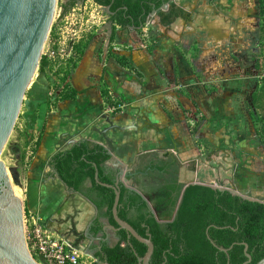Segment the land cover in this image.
<instances>
[{
  "label": "rangeland",
  "instance_id": "obj_1",
  "mask_svg": "<svg viewBox=\"0 0 264 264\" xmlns=\"http://www.w3.org/2000/svg\"><path fill=\"white\" fill-rule=\"evenodd\" d=\"M71 1L57 0L52 29L42 54L48 64L42 66L40 61L1 158L8 169H16L19 174L25 237L34 231L35 223H39L48 234L64 238L91 254L87 246L89 239L78 243L69 233L70 224L61 226L59 232L48 223L44 224L40 212L34 209L32 192L35 185L43 179L44 173L50 171L49 159L39 155L42 153L40 149L46 131L41 132V129L47 124L46 129L56 119L54 111L59 110L58 104L63 101L62 93L74 90L71 83L74 66L83 57L82 52H85L87 43L104 26V21H108L106 8L94 0H80L62 15L63 6ZM192 15H198V41L187 39L192 49L186 46L187 49L181 52L193 55V59L187 61H191V69L198 76L201 92L198 110H185L177 116L169 115L168 121L158 133L163 135L160 142L156 143V139L150 140L154 144L147 140L144 144L138 141L136 150L131 154L135 153L137 156L164 150L174 154L192 170L187 173V183L200 182L227 188L264 201V142L260 138L263 135L264 139V132H258L262 125L256 121L258 112L252 108V94L262 83L261 71L264 73V33H260L262 20L258 0H198V7ZM154 21L155 25L148 33V40L151 41L161 36L160 25L156 23L158 20ZM209 22L218 26L212 28L214 36L211 38L205 28ZM218 30H224L228 36L216 38L220 37ZM110 47L106 56L116 60V55L112 53L114 46ZM257 61H260L261 71L256 68ZM92 81L99 87L104 100L112 97L108 95V86L103 85L101 77H93ZM83 101L82 99L78 103L82 104ZM85 101L89 104L93 102L92 99ZM112 102L117 104L118 100ZM229 105L234 106L237 111H229ZM99 106L87 104L84 108L78 104L80 119L84 120L89 108ZM100 120L101 115L97 114L91 124H87L91 133L95 128H100ZM141 123L143 137L144 133L148 136L153 124L147 119H143ZM54 133L59 138L57 132ZM54 146L56 153L69 148L68 144L61 143ZM153 146L157 149H153ZM243 165L247 167V173L242 169ZM245 181L251 183V187L245 188ZM66 195L67 202L70 206L72 204L71 212L67 215H73V208L76 206L79 214L77 229L85 230L95 215L91 206L83 200L76 203L74 196L70 197L68 193ZM35 259L40 264H45L36 257ZM86 259L82 258V261H87Z\"/></svg>",
  "mask_w": 264,
  "mask_h": 264
},
{
  "label": "crops",
  "instance_id": "obj_2",
  "mask_svg": "<svg viewBox=\"0 0 264 264\" xmlns=\"http://www.w3.org/2000/svg\"><path fill=\"white\" fill-rule=\"evenodd\" d=\"M172 5L193 14L198 7V0H171L166 11H169ZM107 17L108 21H104V26L94 34L92 41H90L83 57L71 75L72 86L79 92L78 97L75 100L61 101L58 104L59 110L54 111L56 119L46 129L47 124L44 121L45 125L41 132L46 131L40 149L42 153L39 155L46 156L50 163L51 158L56 154L53 150L54 145H58L61 137H64L66 141L74 139L77 143L82 140H92L108 147L100 133V130L108 127L107 119H111L119 126L136 125L137 128L124 131L113 129L108 133V136L114 141L116 154L108 165H105V168L108 173H112L116 177L119 167L132 169L137 161L143 160L141 156L145 154L137 156L135 153L131 154L133 150H136L138 141H142V144L146 140L150 144L152 143L150 140L156 139V143L160 142L163 135L158 133L161 126L168 121L169 115L177 116L185 110L190 112L198 110L201 93L200 87H198V76L191 69V61H187L192 60L193 55L192 53L181 52L187 49L186 46L188 49H192L187 39L198 41V15L192 17L190 22L178 18L169 27L160 25L159 18L152 17V20L149 21L151 24L149 25L148 22L143 30H136L133 27L122 29L121 26L109 21V14ZM154 19H157L156 23L161 26H159L161 36L151 41L148 40V33L155 25ZM214 26L218 28L216 23L209 22L205 27L210 38L214 36L212 30ZM218 32L220 37L216 38L223 39L228 36L224 30H218ZM110 45L114 46L112 53L128 57L134 63L136 71H130L117 60L114 59V61L109 56L107 57L106 53L111 48ZM195 46L196 44H194ZM102 49L104 51L103 56ZM98 76L102 78L103 85L108 86V95L112 96H109L108 100H104L99 87L95 86L96 83L92 81L93 77ZM82 99L84 100L83 103H78ZM88 99H92L93 102L87 103L85 100ZM112 100H118L119 103L116 102L117 104H115ZM78 104L80 107L83 105L84 108L87 104L89 106L99 104L100 106L93 109L89 108V112L83 120V118L80 119L81 113L77 111ZM227 108L231 112L237 111L232 105ZM97 114L101 115L98 126L101 129L95 128L94 132L91 133L86 126L91 124ZM143 119H147L153 124L150 126L152 130L148 136L144 133L145 137L140 130ZM53 131L57 132L59 138L54 135ZM153 149L157 148L153 146ZM161 152L154 150L149 154H170L164 150ZM169 152L171 151L169 150ZM48 168L50 171L44 173L43 179L35 185V189H32L34 209L40 212L44 224L48 223L50 227L55 230L58 229L59 232L61 226L70 224V219L79 220V214L76 212L77 209L74 204L73 211L75 213L67 215L71 212L72 204L70 206V203L67 202L66 194L68 193L70 197L74 196L76 203L82 200L77 193L69 191L59 177L53 175L51 166ZM242 169L247 173L248 169L245 165ZM245 183V188L251 187V183L247 181ZM70 201L72 203L71 198ZM87 204L95 213L93 205ZM52 217L54 219H51Z\"/></svg>",
  "mask_w": 264,
  "mask_h": 264
},
{
  "label": "trees",
  "instance_id": "obj_3",
  "mask_svg": "<svg viewBox=\"0 0 264 264\" xmlns=\"http://www.w3.org/2000/svg\"><path fill=\"white\" fill-rule=\"evenodd\" d=\"M77 2L78 0H73L65 4L62 15H65ZM94 2L103 7L110 6L112 14L109 21L121 26L122 29L133 27L136 30H143L156 12L159 13L160 25L165 27H169L178 18L190 22L193 16L192 13L175 5H172L169 11L163 10L164 5L170 4L171 0H94ZM258 3L262 35L264 0H258ZM52 37H54L53 33ZM83 54L84 52L82 56ZM115 57L122 66L136 71L134 63L128 57L119 55ZM47 64V59L43 57L41 65ZM76 67L77 65L74 66ZM256 68L261 71L260 61H257ZM261 73L262 83L252 95V108L258 112L255 119L262 125L258 130L259 133L264 132V73L263 71ZM78 95L79 92L74 89L70 93H62L61 98L75 100ZM260 138L264 142L263 135H260ZM111 158L105 146L92 140H85L59 152L54 158V163L60 179L76 191H82L84 182L89 180L91 188L87 193L88 197L100 210L107 209L105 215L117 226L112 213L115 191L98 183L95 178L98 170L102 183H115V176L108 173L105 168L106 162ZM93 192H98L101 200H95L92 197ZM127 192L128 189L123 187L119 215L142 236H152L155 252L151 264L164 262L165 264H244L248 261L245 255V243L249 245V253L252 256V262L249 264H257L264 259L263 200H251L230 190H220L210 185L191 184L185 192L176 221L165 228L146 210L138 208L137 213L132 214L128 209ZM120 235L121 241L114 247L106 245L103 251L97 254L100 261L93 264H139L135 252L142 257L147 247L134 237L129 238V234L124 230L120 231ZM209 236L220 247L229 249L233 246L229 256L215 247Z\"/></svg>",
  "mask_w": 264,
  "mask_h": 264
},
{
  "label": "water",
  "instance_id": "obj_4",
  "mask_svg": "<svg viewBox=\"0 0 264 264\" xmlns=\"http://www.w3.org/2000/svg\"><path fill=\"white\" fill-rule=\"evenodd\" d=\"M168 6L169 4L164 5L163 10L166 11ZM56 7L57 0H0V178L6 185L1 189L3 194L0 195V264H40L30 253L25 237L19 174L16 169H8L1 157L16 125L26 91L37 73L52 29ZM105 8L111 15V7ZM154 16L159 17V13H154L152 17ZM107 121L109 126L100 130V133L108 144L106 150L113 158L116 147L108 133L113 129L124 131L137 127L136 125L119 126L111 119ZM76 143L74 139L69 141L72 145ZM109 161L105 165H108ZM122 176L123 172L119 171L115 183L108 184L102 183L99 171L96 172V181L112 188L116 194L112 213L118 227L109 225V228L116 231L124 230L129 234V238L134 237L144 244L147 247L145 255L140 257L137 252L135 253L139 264H151L155 252L152 236H142L119 215ZM191 184L204 183H188L184 188V195ZM218 189L230 190L245 198L258 200L256 197L243 195L235 190L220 187ZM210 240L215 247L229 256L233 246L227 249L218 246L211 238ZM131 246L133 247L132 244ZM245 255L248 261L244 264L251 263L252 256L246 243ZM257 264H264V259Z\"/></svg>",
  "mask_w": 264,
  "mask_h": 264
},
{
  "label": "flooded vegetation",
  "instance_id": "obj_5",
  "mask_svg": "<svg viewBox=\"0 0 264 264\" xmlns=\"http://www.w3.org/2000/svg\"><path fill=\"white\" fill-rule=\"evenodd\" d=\"M59 143L68 144L69 148L67 149L75 145L69 144V141H66L64 137H61ZM57 154L51 158L49 165L53 169V175L59 177L54 163V158ZM141 159L143 160L137 161L132 169L119 167L117 174L119 171L123 172L121 195L123 187L128 189L126 197L128 209L131 213L136 214L138 208L146 210L166 228L169 224L174 223L178 217L183 202L182 199H184V188L188 184L186 176L192 170L175 157L174 154H145L141 156ZM5 186V182L0 178V195L3 194L1 189ZM66 186L69 191L77 193L81 200L91 203L95 209L94 217L83 231L77 229L75 219H70L71 227L69 228V233L75 237L78 243L89 239L87 246L96 259L93 263H98L100 261L97 256L98 252H102L106 245L116 246L121 241V230L116 231L109 228V225L114 224L105 215L107 209L100 210L88 197L87 193L91 188L89 180L84 182L82 191H76L74 188ZM92 197L95 200H101L98 192H93Z\"/></svg>",
  "mask_w": 264,
  "mask_h": 264
},
{
  "label": "built area",
  "instance_id": "obj_6",
  "mask_svg": "<svg viewBox=\"0 0 264 264\" xmlns=\"http://www.w3.org/2000/svg\"><path fill=\"white\" fill-rule=\"evenodd\" d=\"M35 224L34 231L26 238L34 258L45 264H92L96 260L94 256L75 247L66 239L48 234L41 224ZM82 258H87V261H82Z\"/></svg>",
  "mask_w": 264,
  "mask_h": 264
}]
</instances>
